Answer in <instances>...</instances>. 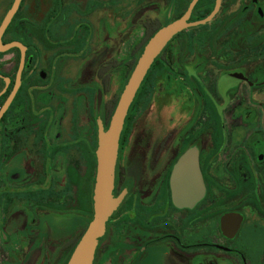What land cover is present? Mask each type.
Instances as JSON below:
<instances>
[{
  "label": "flooded vegetation",
  "instance_id": "1",
  "mask_svg": "<svg viewBox=\"0 0 264 264\" xmlns=\"http://www.w3.org/2000/svg\"><path fill=\"white\" fill-rule=\"evenodd\" d=\"M176 1L171 0L170 5ZM207 11L201 10V16ZM194 12L192 22L203 20L201 16L196 19ZM154 22L158 21L145 24ZM203 26L210 33V42L201 33L203 28L194 34L183 36L188 29L177 35V40L174 38L165 48V57L156 59L130 108V117L133 115L137 124L139 95L165 73V134L147 146L136 143L134 158L122 170L118 169V156L114 194L124 198L106 223L97 247L96 257L106 255L105 262L120 253V262L112 259L115 264H152L159 259L162 264H264V0H222L218 14ZM3 42L11 41H6L4 35ZM17 42L27 48L26 69L30 49L23 41ZM25 69L21 87L0 128L18 95L25 91ZM172 70L180 83L177 91L190 93L182 97L181 109L176 112H171L168 104L172 94L177 93ZM107 71L101 68L98 72L105 92L109 91L103 83V78H109ZM102 72L106 73L101 77ZM0 78L4 83V78L9 79ZM189 80L194 93L187 87L191 86ZM15 81L16 76L1 91L4 96L12 87L6 100ZM17 126L35 125L24 120ZM137 137L134 142H138ZM121 144L122 136L120 148ZM191 149L197 150L205 195L193 209L180 210L172 201L171 177L175 165ZM164 156L163 177L157 173L149 178ZM129 185L135 192L126 191ZM144 189L150 195L155 191L150 202H146L150 195L144 194ZM163 195L165 204L158 216L153 207L163 203ZM130 197L133 201L128 203ZM38 201L39 196L30 194L24 212L6 211L0 241L5 248L11 244L12 250L21 251L20 256L25 251L24 259L21 256L17 264H37L45 250ZM7 207L4 205L5 210ZM170 214L176 225L173 230L169 227ZM156 229L158 232H154ZM75 241L71 237L61 242V257L72 255ZM32 254L36 259L30 258Z\"/></svg>",
  "mask_w": 264,
  "mask_h": 264
},
{
  "label": "rangeland",
  "instance_id": "2",
  "mask_svg": "<svg viewBox=\"0 0 264 264\" xmlns=\"http://www.w3.org/2000/svg\"><path fill=\"white\" fill-rule=\"evenodd\" d=\"M13 2L0 0V25ZM190 2L177 0L170 5L171 0L23 1L5 35L6 41H23L30 53L25 69V91L18 95L0 128V239L3 240L6 211L23 209L24 212L27 198L30 194L37 196L42 187L46 193L39 196L38 202H41L39 216L45 250L37 264L69 263L71 255L61 257L59 247L71 237L79 241L93 218L99 124L103 123L109 131L111 119L107 120L106 109L111 101L118 102L141 56L144 47L137 53L136 48L145 37L144 25L149 21L167 25L183 14ZM211 7L212 0H206L199 13ZM198 16L194 14L196 19ZM203 27L192 28L182 35L194 34ZM203 29V37L210 42V33ZM162 56L165 57V52ZM19 59L17 49L0 54V74L11 82L15 80ZM101 68L108 69V92L98 78ZM172 75L177 93L172 94L168 104L170 111L176 112L181 109L182 97L190 93L177 91L180 83L176 81L175 70ZM190 84L187 87L194 93L192 81ZM4 89L5 83L0 78V93ZM10 89L0 97V107ZM81 90L84 93H79ZM137 109V124L135 117L129 114L122 134L119 170L126 168L134 158L136 143L147 146L165 134V73L159 74L145 94L139 95ZM24 120L35 126H17ZM36 134L42 142L35 140ZM137 134L138 142H134ZM164 171L165 156L157 171L148 177L157 173L163 177ZM114 189L112 197L117 199ZM126 191L135 192V189L129 185ZM143 193L150 195L147 189ZM154 193L153 189L146 202L151 201ZM163 198L162 204L157 202L153 207L158 216L165 204L164 195ZM132 201L130 197L128 203ZM4 205L8 206L6 210ZM169 219L170 229H176L171 214ZM154 232H158L157 229ZM7 234L13 238L12 233ZM2 245L0 241V264H17L21 256L24 259V250L20 256L21 251L12 250L11 244L7 248ZM119 255L115 262H120ZM32 257L37 256L32 254ZM105 259L106 255L97 256L95 264H115L114 260L105 262Z\"/></svg>",
  "mask_w": 264,
  "mask_h": 264
},
{
  "label": "water",
  "instance_id": "3",
  "mask_svg": "<svg viewBox=\"0 0 264 264\" xmlns=\"http://www.w3.org/2000/svg\"><path fill=\"white\" fill-rule=\"evenodd\" d=\"M200 0H192L186 12L177 20L161 27L146 43L138 59L129 82L121 94L109 131L103 123L99 124L98 147L96 150L97 169L93 190V218L77 243L68 264H94L99 240L103 237L106 223L123 201L124 195L114 199L116 166L119 156L121 136L126 119L135 98L156 59L167 45L185 30L210 23L218 14L222 0H216L214 10L203 20L191 21L193 11ZM23 0H14L10 10L0 25V54L18 49L21 53L14 88L0 109V122L14 101L22 84V75L26 64L27 48L20 42L8 44L3 37L18 13ZM0 77H2L0 75ZM6 88L10 84L5 79ZM4 91L0 94L3 95ZM197 150L191 149L175 165L171 177L172 201L177 209H193L205 195V185L199 169Z\"/></svg>",
  "mask_w": 264,
  "mask_h": 264
},
{
  "label": "trees",
  "instance_id": "4",
  "mask_svg": "<svg viewBox=\"0 0 264 264\" xmlns=\"http://www.w3.org/2000/svg\"><path fill=\"white\" fill-rule=\"evenodd\" d=\"M24 1V0H23ZM206 2V0H200L199 3L197 4L196 8H195V14H199L201 16V14L199 13V10L200 8L204 5V3ZM23 3V2H22ZM214 5V0H212V7ZM22 6V5H21ZM211 8H208V11L205 13L204 16H201L200 19H204L206 18L209 14H210V10L212 9ZM21 9V8H20ZM19 13V12H18ZM18 15V14H17ZM17 15L15 16V19L17 18ZM14 19V20H15ZM11 27V26H10ZM10 27L9 29L7 30L6 34L9 32L10 30ZM161 27V25L158 23V22H154V23H149V24H145V37L143 39V42L136 48V53L139 52L145 45L146 43L149 41V39L159 30V28ZM5 34V35H6ZM13 42L14 41H18V40H12ZM11 41V42H12ZM133 65H131V69H132ZM106 72H102L101 73V77L105 75ZM103 83H104V86H105V90L108 91L109 89V86H110V78L106 77V78H103ZM117 106V100H113L107 107V120L109 121L113 114H114V111H115V108ZM84 234V233H83ZM82 234V235H83ZM82 237V236H81ZM80 237V238H81ZM80 240V239H79ZM78 240L75 241L74 243V247L76 246V244L78 243L77 242Z\"/></svg>",
  "mask_w": 264,
  "mask_h": 264
},
{
  "label": "crops",
  "instance_id": "5",
  "mask_svg": "<svg viewBox=\"0 0 264 264\" xmlns=\"http://www.w3.org/2000/svg\"><path fill=\"white\" fill-rule=\"evenodd\" d=\"M69 65H71L72 64V61H68L67 62ZM79 93H84V90H81ZM73 114H74V116H73V118H72V123H73V121L75 120L74 118H75V111H73ZM73 125V124H72ZM38 136V135H37ZM35 137V140L37 139V141L38 142H42V141H40V140H38V137ZM38 191H40V193L37 195V196H42L43 194H45L46 193V191L42 188V187H40L39 188V190ZM160 258H161V255H160ZM152 264H162V262H161V260L159 259L157 262H153Z\"/></svg>",
  "mask_w": 264,
  "mask_h": 264
}]
</instances>
